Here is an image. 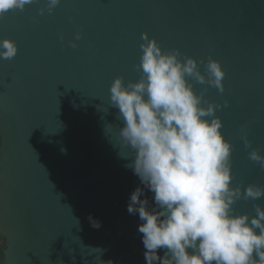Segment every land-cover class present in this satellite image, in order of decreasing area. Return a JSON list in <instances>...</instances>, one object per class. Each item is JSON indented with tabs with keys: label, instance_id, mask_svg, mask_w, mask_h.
<instances>
[{
	"label": "water",
	"instance_id": "water-1",
	"mask_svg": "<svg viewBox=\"0 0 264 264\" xmlns=\"http://www.w3.org/2000/svg\"><path fill=\"white\" fill-rule=\"evenodd\" d=\"M47 5L34 0L0 18V40L18 46L14 58H0L1 264H97L98 256L145 264L142 222L127 211L143 185L126 167L132 158L113 146L123 122L110 101L116 77L127 84L141 76L143 33L195 58L205 75L210 57L220 61L223 92L188 79L204 101H227L215 115L233 146L232 186H264V168L249 158L253 149L264 154V0H60L51 12ZM256 205L264 208V197L241 198L233 209L251 218Z\"/></svg>",
	"mask_w": 264,
	"mask_h": 264
},
{
	"label": "clouds",
	"instance_id": "clouds-1",
	"mask_svg": "<svg viewBox=\"0 0 264 264\" xmlns=\"http://www.w3.org/2000/svg\"><path fill=\"white\" fill-rule=\"evenodd\" d=\"M33 2L0 0V18ZM59 3L48 0V12ZM40 11L43 14L44 9ZM142 39L136 65L139 80L125 84L122 76L116 77L110 101L123 122L120 146H113L122 157L132 158L126 167L143 185L130 194L127 211L138 214L142 222L138 232L145 264H264V208L256 205L251 218L233 209L241 198L264 197V186L249 184L243 191L232 186L233 146L215 115L227 101L225 105L204 101V93L197 94L188 79L223 92L226 73L220 61L210 57L205 75L195 58L181 59L179 49L163 50L147 33ZM70 43L76 47L74 41ZM17 52L15 41L0 40V58L12 59ZM245 146L251 147L247 139ZM121 148L128 154H122ZM249 158L264 168V154L258 149L250 151ZM89 220L94 228L101 227L91 215ZM97 264L116 262L98 256Z\"/></svg>",
	"mask_w": 264,
	"mask_h": 264
},
{
	"label": "trees",
	"instance_id": "trees-1",
	"mask_svg": "<svg viewBox=\"0 0 264 264\" xmlns=\"http://www.w3.org/2000/svg\"><path fill=\"white\" fill-rule=\"evenodd\" d=\"M4 247V238L0 237V264L2 263V251Z\"/></svg>",
	"mask_w": 264,
	"mask_h": 264
}]
</instances>
